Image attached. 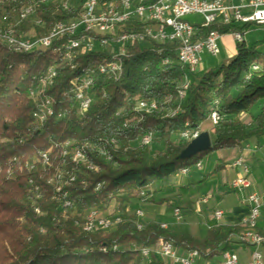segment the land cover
I'll use <instances>...</instances> for the list:
<instances>
[{"label": "trees", "instance_id": "trees-1", "mask_svg": "<svg viewBox=\"0 0 264 264\" xmlns=\"http://www.w3.org/2000/svg\"><path fill=\"white\" fill-rule=\"evenodd\" d=\"M61 1L51 0L39 11L43 25H23L17 36L33 29L44 36L54 23L74 17L75 12L62 9ZM16 4L31 2L6 0L1 16L10 15ZM142 26L129 24L124 30L141 31ZM216 29L222 31L216 25L200 27L199 37ZM262 45L264 40L251 47L237 43L229 62L195 77L181 104L179 87L195 74L181 64L179 43L134 45L120 57L124 65L120 78L93 75L87 94L94 93L96 100L80 114L71 81L111 60L109 49L78 52L68 62L59 45L23 52L0 39V264H175L160 255L162 241L171 242L183 255L198 251L199 263L222 262L232 251L233 238L246 231L243 225H220L197 236L163 229L155 220L142 222L130 207L148 197L142 192L156 183L154 193L165 191L176 174L194 168L206 156L241 150L250 138L264 135ZM255 66L257 72H252ZM51 68L57 70L52 78ZM39 90L42 109L33 95ZM50 97L53 116L45 112ZM147 101H155L160 110L150 114L136 110L139 102ZM178 107V113L169 117L167 110ZM213 109L221 116L217 125L211 121ZM243 115L250 117L249 124ZM188 130L211 133L212 148L181 159L190 143L181 135ZM147 135L162 145L153 156L152 146L141 143ZM77 150L86 164L74 161ZM47 153L49 162L44 165L42 156ZM63 200L71 205L65 207ZM113 202L122 216L113 230L88 233L77 225L94 210L109 216ZM144 250H149L147 256Z\"/></svg>", "mask_w": 264, "mask_h": 264}, {"label": "built area", "instance_id": "built-area-1", "mask_svg": "<svg viewBox=\"0 0 264 264\" xmlns=\"http://www.w3.org/2000/svg\"><path fill=\"white\" fill-rule=\"evenodd\" d=\"M5 1L0 0V39L13 49H45L51 45H59L64 50L65 61L68 62L72 61L78 52L83 54L90 51L110 50L111 60L102 64L98 70H91L87 77H76L71 81L72 94L80 104V114L86 113L87 103L96 100L94 93L87 94L94 83L93 75L99 73L109 78H120L124 72V65L120 57L125 56L128 49L134 45L153 47L154 43H179L178 57L181 64L187 68L190 74H195L203 62L204 53L211 57L220 56V40L224 36H231L237 43H242L248 29L254 26L264 27V0H136L134 10H126V1L128 0H110L108 5H97L96 0H63L62 9L65 11H69L70 1H77V15L54 23L62 24L61 34L56 42L48 41L50 28L44 42H35V37L34 39H25L24 33L19 36L17 33L21 26L28 23L39 26L38 13L43 7H48L51 0H33V5H23L22 7H17L16 4L14 11H10L9 16H1V8H5ZM90 8H97V15H90ZM114 8H123V15L119 21H112ZM192 16H200L202 21L192 22L189 20ZM129 24H143V28L141 31L124 30ZM212 25H216L222 31L212 30L205 37H199L200 27ZM247 26L251 27L246 29ZM49 71L57 70L51 68ZM252 72H257V67H252ZM33 95L38 109H42L41 96L43 94L39 90ZM53 101L54 99L50 97L51 116L54 115ZM155 109H159L155 101H147L146 108H139L138 105V111L148 114L153 113ZM35 115H37V111ZM210 117L213 125H217L221 121V116L215 109L211 112ZM200 135L199 131L188 130L182 133L181 138L191 142ZM153 141L151 135L141 138L143 145H151ZM77 157H84L79 154V150H77ZM45 158L46 156H42L44 165ZM235 163L236 168L240 169V173L232 181V188L241 190L249 187L251 185L249 165L243 158H238ZM195 167L200 169L202 164H197ZM90 168L94 169L95 167L90 166ZM192 169H183L181 173L189 174ZM100 187L101 184L97 190ZM145 195V192H142L141 196L145 197ZM144 201L146 198H143ZM63 202L64 206L71 205L68 200H63ZM248 203L250 212L243 219L244 227L258 224L260 208L264 203V192L251 194L248 197ZM136 213L138 217L144 215L140 210H137ZM175 217L178 221L182 220L179 209L175 211ZM222 217V211L215 212L216 219L221 220ZM121 222L120 214L106 217L97 211H92L77 224L98 225L101 226L102 231H109ZM141 227L139 225V228ZM238 240L253 246L264 245L263 237L246 239L241 236ZM147 251L149 253V250ZM159 253L165 258L172 259L175 264H200L198 251L183 255L169 241L161 242ZM223 264L244 263L240 262L236 253L229 251L223 256ZM245 264H264L261 252L255 251L251 260Z\"/></svg>", "mask_w": 264, "mask_h": 264}, {"label": "crops", "instance_id": "crops-1", "mask_svg": "<svg viewBox=\"0 0 264 264\" xmlns=\"http://www.w3.org/2000/svg\"><path fill=\"white\" fill-rule=\"evenodd\" d=\"M224 37H227V39L228 37L232 38L231 36ZM224 37L221 39L223 42H220L223 45H227L230 42L224 39ZM230 45L232 48L233 45ZM236 53L237 50H235L234 54ZM242 120L245 124L250 123V117L248 115H243ZM209 134L211 137V133ZM211 155L210 163L212 168L210 171L202 173L204 170V164L202 161V168H197V176L178 183V189H183L186 193V200L181 206L176 207L175 209V211L177 209L180 210L182 220H177L176 224L172 225V227L166 225L168 230L190 232L194 235L202 236L211 228L220 225L234 227L244 226V223H242L243 219L246 218L250 212L248 197L253 193L264 192V135L261 138H250L243 144L241 150H221L214 152ZM238 158H243L250 167L251 185L241 190H235L231 186L232 181L235 180L240 173V169L234 166V163ZM220 163L224 164L222 170L211 175ZM190 173L184 175L189 176L191 175ZM219 173L224 174V176H221L218 183L213 182L214 179H218V176L220 175ZM216 174L219 175L215 178H211ZM145 202L149 204L153 203L152 200ZM157 204L159 203H156V205ZM217 211L223 212L221 220L215 218V212ZM146 216L149 215L146 214ZM150 218L151 219L149 220H155L152 217ZM248 230V227H246L245 232ZM255 232L264 236V203L260 208V218ZM263 250H261V247L243 243L240 242L238 238H233L231 252L238 255L241 263H248L255 251L261 252L264 259ZM200 264H223V260L222 262L217 259L202 260Z\"/></svg>", "mask_w": 264, "mask_h": 264}, {"label": "rangeland", "instance_id": "rangeland-1", "mask_svg": "<svg viewBox=\"0 0 264 264\" xmlns=\"http://www.w3.org/2000/svg\"><path fill=\"white\" fill-rule=\"evenodd\" d=\"M189 20L192 21V22H201L202 21V17H200V16H192V17L189 18ZM47 34L48 33H46L44 36H38V34H36L35 30L33 29V30H30L28 33L25 34V39H34V37L35 38L39 37L37 39L40 40V39H42V37H45ZM224 39H226L230 43H228L227 45H225V44L223 45V44H221V42H223V41L220 40L221 41L220 42V44H221L220 48L222 50L221 55L218 56V57H211L210 55L204 53L203 62L197 68V72L195 73V76L189 75L188 81H184L180 85L179 92H178L179 96H178L177 104H181L182 101L186 98V94H187V91H188L189 84H191L196 78H200L205 73L210 71L211 69L216 68V67H218L221 64L229 62L236 55L234 53H235V50H236V47H237V42L233 38H229V37H228V39H227V37H224ZM263 40H264V27H255L254 26V27L248 29L246 35L244 36V41H245L246 45L249 46V47H251L255 43H257L259 41H263ZM231 42H233V43H231ZM230 44L233 45L232 48L230 47L231 46ZM260 50L264 51V45H262L260 47ZM186 86H187V89H185ZM181 89H183L184 92H185V97L184 98H181V93L180 92L183 91ZM138 105H139V103L136 106V110L137 111H138ZM158 107H159V105H158ZM178 111H179V107L176 108V109L167 110L168 116L169 117H174L178 113ZM79 113H80V111H79ZM144 113H146V112H144ZM211 138H212V135H211ZM174 142H179L178 137L174 138ZM151 146H152V155L151 156L154 155L155 151L162 149V145L154 143V142L151 144ZM211 156L212 155L210 154V155L206 156L203 159L204 170H203L202 173H205V172L211 170V168H212L211 167V163H210V157ZM82 164H86V161L85 162L82 161ZM88 168L90 170H93V168H90V167H88ZM95 169H96V171L98 170V168H94V170ZM197 171H198L197 168L194 167L191 170V173H190L191 175H189V176H185L181 172L176 174L172 178V182L170 183V185L163 192L154 193L156 191V189L158 190V187H159V184L156 183L154 186H152L147 191H145L146 195L149 194V196L146 197L147 201H151L152 200L153 203L149 204V203H147L145 201L143 202V200H142L141 203L131 206L130 210H134V211L140 210V211H142L145 214V216L143 215V217H139L142 222L149 221V219H151L150 217H152L153 219H155L157 222H159L161 224L163 229L167 230L168 228H167L166 225H168L169 227L170 226L172 227V225H175L176 222H177V218L175 217V209H176V207L181 206V204L186 200V198H185V194L186 193H185V191H183V189L182 190L178 189V183H180L183 180L190 179L191 177L197 176L196 175ZM219 174H216L214 177H211V178H215ZM221 176L223 177L224 174H220L218 176V179H214L213 182H217L218 183L220 181ZM215 194H217V193H215ZM163 199L165 200L164 203L160 204L159 202L162 201ZM154 202L159 203V204L156 205V203H154ZM65 207H69V206H65ZM94 211H97V210H94ZM97 212H99V211H97ZM113 214H118V215L120 214L119 211L116 210L115 202H113V204L111 205V207L109 209V212H108L109 216H111ZM146 214L149 215V216H146ZM101 215H103V214H101ZM106 217H108V216H106ZM109 231H111V230H109ZM257 247H261V250L264 249V245H257ZM263 252H264V250H263Z\"/></svg>", "mask_w": 264, "mask_h": 264}, {"label": "bare ground", "instance_id": "bare-ground-1", "mask_svg": "<svg viewBox=\"0 0 264 264\" xmlns=\"http://www.w3.org/2000/svg\"><path fill=\"white\" fill-rule=\"evenodd\" d=\"M30 2H31V4H27V5H33V0H30ZM96 3H97V5H108V1H106V0L105 1L104 0H96ZM61 5L63 7V1H61ZM135 7H136V0H128V1H126V10H134ZM69 10H72L73 12L76 13V14L75 13L74 14L77 15V1H73V2L70 1L69 2ZM2 11H3V9L1 8V12ZM90 15H97V8H90ZM122 15H123V8H114V11H112V21H119L120 17H122ZM6 16H9V15H6ZM38 21L40 23L39 26L43 25L42 20H40L38 18ZM61 31H62V24H54L53 26H51L50 27V33L48 34V41L49 42H56L57 38H59V36L61 34ZM37 38H39V37H37ZM37 38H35V42H44L46 40V36L42 37V39H40V40L37 39ZM4 43L7 44L6 42H4ZM37 49H39V48H27V49H15V50L16 51H23V52H32V51H35ZM255 67H257V66H255ZM257 69H258V67H257ZM54 75H55V73L51 71L50 78H52ZM181 90H183V89H181ZM180 93H181V98H183L184 97V90L181 91ZM91 103L92 102L87 103L86 110L89 108ZM146 106H147V102H139V108H146ZM156 110H158V109H155L153 111H156ZM45 112L47 114H50L51 113L50 112V108H46ZM39 117L41 119H44L45 115L44 114L43 115L40 114ZM79 154L82 155L81 153H79ZM43 156H46L45 164H48V162H49L48 156L47 155H43ZM73 159L76 162H82L84 160L83 157H77V152H75L73 154ZM234 166L236 167V163H234ZM85 216H88V214H86ZM79 226H81L82 229L85 232H88V233H91V232H94V231H97V230H101V226H98V225L89 226L88 223H79ZM256 227H257V225L249 226L248 227L249 230L247 232L243 233L242 236L246 237V239H255L257 237H263V236H261V235H259V234H257L255 232ZM263 241H264V237H263ZM143 254L145 256H147L148 255V251L144 250Z\"/></svg>", "mask_w": 264, "mask_h": 264}, {"label": "water", "instance_id": "water-1", "mask_svg": "<svg viewBox=\"0 0 264 264\" xmlns=\"http://www.w3.org/2000/svg\"><path fill=\"white\" fill-rule=\"evenodd\" d=\"M212 148V141L208 132L202 133L198 138L192 140L180 155L181 159H191L200 153Z\"/></svg>", "mask_w": 264, "mask_h": 264}]
</instances>
